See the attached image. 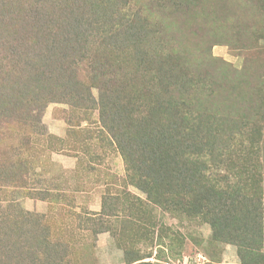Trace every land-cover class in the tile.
<instances>
[{"label":"trees","instance_id":"trees-1","mask_svg":"<svg viewBox=\"0 0 264 264\" xmlns=\"http://www.w3.org/2000/svg\"><path fill=\"white\" fill-rule=\"evenodd\" d=\"M200 9L203 0H0V84L10 93L0 114L18 124L23 155L14 170H0V264L72 263L76 245L63 235L51 242L42 215L4 200L9 188L30 187L37 154L74 135L70 118L66 137L47 131L39 113L49 101L68 104L72 118L98 111L126 181L148 200L137 198L127 220L148 224L144 238L151 241L159 208L207 223L209 240L235 245L242 264H264V183L251 164L263 137L264 74L230 66L207 44L192 58L185 41L202 39ZM261 23L228 24L253 40ZM31 188L40 200L60 195ZM106 208L71 213L80 230L114 235Z\"/></svg>","mask_w":264,"mask_h":264},{"label":"rangeland","instance_id":"rangeland-1","mask_svg":"<svg viewBox=\"0 0 264 264\" xmlns=\"http://www.w3.org/2000/svg\"><path fill=\"white\" fill-rule=\"evenodd\" d=\"M204 10L197 11L199 21L204 28L202 39L195 34L187 37L186 46L193 47L192 58H196L203 45H209L211 55L220 58L236 69L252 66L254 73L264 74V33L261 37L241 34L232 29L228 23L253 21L262 22L258 17H264V0H259L260 6L255 5L258 0H203ZM226 34L220 43H214L215 37ZM221 38V37H219ZM251 46L248 47L250 45ZM231 43L245 46L236 47ZM250 67V71L254 70ZM8 83L0 84V107L8 104L10 93ZM96 95V90H94ZM73 109L65 102H45L40 114L41 121L47 131L54 136L66 137L68 122L74 124V135L64 144H57V149L38 155L34 161L35 178L28 184L30 187L21 190L9 188L5 195V203L16 199L21 207L34 214L42 215L45 219V234L52 242L56 236H62L67 243L76 245L72 250L71 264H242L236 253L235 245L231 243H217L209 240L210 228L207 223L184 217L177 212H167L162 209L156 211L157 223L151 226L149 237L142 234V219L137 223H129L131 205L136 199L146 200V195L129 184L125 178L123 161L101 125L98 111H91L83 119L72 118ZM78 115V116H79ZM88 116V117H87ZM88 120V121H87ZM16 123L9 117L0 114V170L12 171L23 158L18 155V145L22 133L19 134ZM32 158V156L30 157ZM253 170L260 174L264 183V129L259 153L251 159ZM38 180V182H37ZM33 187V188H31ZM31 188L34 192L48 189L52 193H59L58 199L40 200L28 196ZM14 191V192H13ZM125 192L131 196L125 197ZM35 194V193H34ZM119 197L105 199V196ZM2 198V197H0ZM129 199V201H128ZM16 201V202H17ZM130 202V204H129ZM4 204V202H2ZM106 205L103 219L107 226H114L116 234L111 229L104 230L97 235L80 230L75 216L99 212ZM117 209L112 210V206ZM110 207V208H109ZM109 220V221H108ZM78 225V224H77ZM165 226L169 231H165ZM64 230V231H63ZM171 232V234H169ZM173 233V234H172ZM176 235L170 241L169 236ZM64 243V242H63ZM20 248V247H19ZM24 249L20 248L23 253ZM135 254H145L143 258L129 262Z\"/></svg>","mask_w":264,"mask_h":264}]
</instances>
